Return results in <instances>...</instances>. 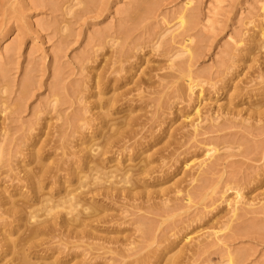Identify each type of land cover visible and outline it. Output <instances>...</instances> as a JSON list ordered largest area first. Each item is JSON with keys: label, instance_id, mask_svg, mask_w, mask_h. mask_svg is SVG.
Returning <instances> with one entry per match:
<instances>
[{"label": "rangeland", "instance_id": "374dc122", "mask_svg": "<svg viewBox=\"0 0 264 264\" xmlns=\"http://www.w3.org/2000/svg\"><path fill=\"white\" fill-rule=\"evenodd\" d=\"M263 31L264 0H0V246L30 240L33 225L4 213L28 197L19 177L61 165L55 196L78 188L71 175L98 142V107L116 96L127 105L109 124L140 122L104 172L152 161L149 172L132 199L101 200L85 235L20 246L26 263L264 264ZM39 150L53 154L41 162ZM158 207L167 212L150 213ZM139 219L153 223L150 238Z\"/></svg>", "mask_w": 264, "mask_h": 264}, {"label": "bare ground", "instance_id": "6f19581e", "mask_svg": "<svg viewBox=\"0 0 264 264\" xmlns=\"http://www.w3.org/2000/svg\"><path fill=\"white\" fill-rule=\"evenodd\" d=\"M189 4L190 3H188V5ZM261 36L263 37L264 33ZM191 41L192 40L190 38L186 40V42H191ZM173 79L174 82H172L169 89L173 90V92H176L177 94H181L183 91L186 90L184 86H177L178 85V83L176 82V80H178L177 77L174 76ZM186 81L189 83L188 89L190 91V94H194L195 86L193 85V78L190 76L189 79ZM200 97L201 96L199 95L198 98ZM121 100L122 99H120L119 97L116 98L115 96L112 99L107 100L104 105L98 107L99 109L106 111V112L104 111L98 112L95 115V121L100 122L99 124H96L97 130L95 129L96 132H100V136L98 137L97 140L98 142L84 153L85 155L83 156L82 159L86 165L78 168L80 172L72 173L71 175L77 178V183L79 185L78 188L73 189L68 193H65L63 197L61 194L58 195V197L55 196L56 195L55 189L52 187L58 183V179H59L58 173L63 169L61 165L60 166L57 165V167L55 168L51 166H47V167L43 166L41 167V170L38 171L30 170L26 172V176L19 177L18 181L21 183L24 182L25 186H28V189L30 191L29 193H27L28 197L22 200L24 201V203L22 202L23 204H18L17 202H15L16 204H14L13 207H11L10 209H7L6 211L4 210V213L5 215L12 216L14 218H17L20 215L22 221H26L27 224H32L34 226L33 227L27 225L28 228L31 227L29 229L31 231L28 230L30 232L28 234L30 240H28L27 242V245L28 243L30 245V247L28 245L30 250L31 248L33 250L34 248L38 247L37 241L44 236H50L52 238H55L62 235H67V236L85 235L84 232H80L79 230H83L85 226L90 225L89 223L100 221L102 218L101 215L103 213V209H102L103 205L100 204L101 200L116 198V197H124V199L125 198L132 199L134 196L133 192L136 189L134 185L138 180L135 177L140 176V174H145V173L147 174L149 172V168L152 161H146V165L142 168L140 173L139 171H137L136 174H131L134 171H131V169H127V168H123V169L116 168L115 172L106 173V174L104 172L106 168L105 165H103L104 162L106 161L104 158L109 153L114 152L113 155H118L116 158L119 159L120 155L123 156L124 153L127 152V149L129 151L131 147L133 148L134 145L130 147H126L127 149L125 150L124 149L121 150L125 146V143H123L125 139L127 138L133 139L132 128L134 126H137L140 122L139 117L130 118L131 117L130 115H126L125 118L122 117L124 118L123 121H121L122 118H116V119H112L111 121L112 124H109L108 118L112 114H120L119 111L124 109V107L123 108L120 107L127 105L126 103H124V105L119 104ZM199 109H200L199 106L195 108L196 113L200 112ZM98 126H104V127L108 126L114 128L113 131L104 133V131H102L103 127H98ZM114 148H118V150L114 151ZM45 153L43 152V150H39L34 154L37 155V157L42 162L47 159V155L53 154L51 150L49 151L46 150ZM187 166L189 165H186L185 167ZM118 178H120V180H118ZM207 180H208V174L206 173L201 180V184H202L201 190L208 183ZM120 184H123V186L118 187V185ZM81 189H84V191ZM46 190H48L47 191L48 193H44L46 192ZM201 190L197 191L195 195L200 194ZM84 195L93 196L94 201L97 200L96 204H88V205L83 204L86 203L85 201L83 202ZM191 200L192 197L191 196L188 197V202H191ZM39 205L43 206L44 208L42 207L40 211L38 210L36 211L35 208ZM235 210L237 211L238 208L236 207ZM154 211H158L161 214H163L164 212H167V209L164 207H158L151 209L150 213ZM35 219H41V220L40 221L36 220L35 222L36 224L34 222H31L32 220ZM232 224L233 221L228 222L229 226H232ZM153 226H154L153 223H148L147 221H145V219L138 220V227L140 228L142 234L145 237L150 238L152 236V234L154 233ZM25 228L27 230V227ZM21 229L22 227L19 226L15 234L19 233ZM24 244L25 243H23L22 241L20 242L19 240H12L6 237L5 244L0 246V257L4 255H5L4 257H6L9 254H16L18 253V251H22L24 254L23 253H22L23 255L21 254L22 255L21 263L22 262L26 263L29 252L26 253V251L23 250ZM20 246L23 247L21 248ZM20 257L21 256H19L18 254L17 258L20 259ZM15 261H17L16 264H19L18 260ZM230 261L232 262V256H230Z\"/></svg>", "mask_w": 264, "mask_h": 264}]
</instances>
